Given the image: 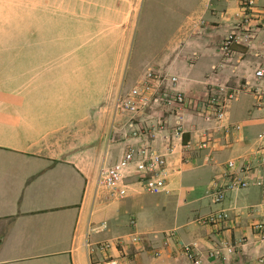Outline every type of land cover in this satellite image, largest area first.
<instances>
[{"label":"crops","instance_id":"0c3cea01","mask_svg":"<svg viewBox=\"0 0 264 264\" xmlns=\"http://www.w3.org/2000/svg\"><path fill=\"white\" fill-rule=\"evenodd\" d=\"M146 1L0 0V264H101L106 255L189 264L181 244L203 252L202 264H264V234L254 227L264 223V165L254 156L264 110L251 90L264 69V0H256L261 22L250 43L232 42L226 57L241 0L147 5L144 25L154 14L165 35L131 68ZM149 69L177 77L180 114L162 103L135 114L115 108L119 92ZM220 85L248 87L220 120L206 119L201 103ZM130 145L164 154L166 191L147 192L134 164L114 188L99 181ZM229 160L231 177L248 183L214 203ZM218 210L224 221H205ZM102 241L107 253L88 252Z\"/></svg>","mask_w":264,"mask_h":264},{"label":"built area","instance_id":"2783aa9c","mask_svg":"<svg viewBox=\"0 0 264 264\" xmlns=\"http://www.w3.org/2000/svg\"><path fill=\"white\" fill-rule=\"evenodd\" d=\"M256 7V0H241V17L238 22V29L236 32L232 31L222 43V52L225 57L230 53V45L232 42L238 40L246 44L250 43L261 22L262 12H254ZM254 75L257 80L252 85L251 90L258 97V102L264 110V69L257 68ZM176 81L177 77L175 75L166 76L152 69L146 70L132 86L124 90L122 89L119 92L115 108L119 111L135 114L145 111L153 103H162L166 108L180 114L181 106L185 103V96L183 92L177 89ZM247 87L228 88L227 86L220 85L217 89H213L201 103L206 119L220 120L224 115L226 103L237 96L238 93L247 90ZM235 128H238V126H235ZM174 133L177 135L180 134L179 129H175ZM259 137H262V134ZM207 143L208 139H204L200 142L199 147H206ZM254 156L256 164L264 165V143H259ZM131 164H134L135 167L133 173L143 178L144 187L147 192L158 194L166 191V158L164 154L157 153L145 145H141L138 148L130 145L120 159L100 171L99 181L107 187L114 188L117 181L122 177L123 169ZM247 167L246 169L240 168L239 171L245 173V171L249 170ZM227 169L225 172L226 182L224 181L222 184L217 185L210 192L211 201L214 203H219L223 200L226 190L245 186L248 183L244 179L245 176L242 178L231 177L237 172L233 160L227 162ZM226 217L224 211L218 210L209 213L204 219L208 223H220ZM254 227L262 235L264 234V223H257ZM132 240L140 241L137 237H134ZM110 246V242L107 241L90 244L88 245V252L90 254L107 253ZM180 249L189 260V264L203 263L205 254L198 250L194 244H181ZM227 251L232 252L233 248L228 246ZM120 263L119 256L113 255H106L101 261V264Z\"/></svg>","mask_w":264,"mask_h":264},{"label":"rangeland","instance_id":"374dc122","mask_svg":"<svg viewBox=\"0 0 264 264\" xmlns=\"http://www.w3.org/2000/svg\"><path fill=\"white\" fill-rule=\"evenodd\" d=\"M159 1L160 0H147V3H145V6L143 7L142 16L138 22V28L133 43V48L130 51L128 58L129 66H131V68L137 64V61L139 58H141V55H152V52L157 51V47L162 46V43H158L156 41L152 42V38H154L155 40L158 35H165V33L160 32L159 25L156 22H152V19H156L154 14H152L150 23L147 26L144 25V21L148 18H146V13L148 10L147 5L151 7L152 12L153 9L156 8L157 4H159ZM159 19H164V17L160 15ZM130 71L131 69H129V72Z\"/></svg>","mask_w":264,"mask_h":264}]
</instances>
